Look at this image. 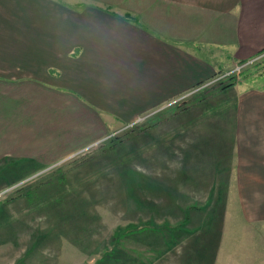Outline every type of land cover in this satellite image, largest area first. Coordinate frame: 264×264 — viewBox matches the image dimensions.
I'll use <instances>...</instances> for the list:
<instances>
[{"label":"crops","instance_id":"crops-1","mask_svg":"<svg viewBox=\"0 0 264 264\" xmlns=\"http://www.w3.org/2000/svg\"><path fill=\"white\" fill-rule=\"evenodd\" d=\"M98 1L0 0V173L20 169V181L103 145L138 114L264 52V0H133L131 16ZM178 109L120 149L60 169L80 179L75 188L104 165L123 179L125 153L146 143L141 158L166 169L148 181L182 164L186 180L202 182L181 187L183 223L214 197L215 210L238 198L250 223H264V89L239 82Z\"/></svg>","mask_w":264,"mask_h":264},{"label":"rangeland","instance_id":"rangeland-1","mask_svg":"<svg viewBox=\"0 0 264 264\" xmlns=\"http://www.w3.org/2000/svg\"><path fill=\"white\" fill-rule=\"evenodd\" d=\"M107 1L111 4L106 7L130 16L128 10L135 7L133 0ZM27 51L30 61L35 58L36 62L39 53L33 47ZM223 67L173 100L138 114L92 152L45 172L22 175L23 180H32L0 201V264H264V223H250L238 198L235 204L231 198L229 207L221 199L217 211L214 197L204 207L207 211L191 214L193 225L183 223L185 213L177 212L185 200L181 187L202 182L186 180L182 164L165 180L148 181L161 178L166 169L163 165L151 168L141 158L148 155L146 143L125 153L123 179L111 164L104 165L105 177L92 174L91 184L75 188L80 179L60 169L120 149L142 128L147 132L177 115L174 108L179 107L181 114L180 106L189 109L205 102L232 76L237 83L243 82V88L264 89V58L239 74H228L232 68ZM112 144L117 147L107 150ZM220 151L218 147L210 151L207 159H216ZM9 169L0 173V188L20 177V169ZM189 254L203 257L190 262Z\"/></svg>","mask_w":264,"mask_h":264},{"label":"built area","instance_id":"built-area-1","mask_svg":"<svg viewBox=\"0 0 264 264\" xmlns=\"http://www.w3.org/2000/svg\"><path fill=\"white\" fill-rule=\"evenodd\" d=\"M262 58H264V52H262L261 54H259L258 56L254 57V58H252L250 60H247V61L240 62V63L236 64L235 67L228 72V74H231V73H234V72L239 74L243 70H245L248 66L253 65L257 61L261 60ZM232 77H235V76H232ZM139 120H141V119H139ZM99 144L100 143H95V144L89 146L88 148L82 150L78 154L73 155V156H71L69 158H66V159L58 162L57 164H54V165L48 167L47 169H45L43 171L45 172L47 170L54 169V168L62 165L63 163L71 160L72 158H75L76 156L86 155V154L92 152L93 150H95L97 147H99ZM30 180H32V179H30ZM30 180L27 181V179L26 180L24 179V180H21V182L20 181L18 183L15 182V183L6 185L3 188H0V201L3 200L9 194L15 192L20 186L24 185L25 183L29 182Z\"/></svg>","mask_w":264,"mask_h":264},{"label":"trees","instance_id":"trees-1","mask_svg":"<svg viewBox=\"0 0 264 264\" xmlns=\"http://www.w3.org/2000/svg\"><path fill=\"white\" fill-rule=\"evenodd\" d=\"M236 83H237V82H236L235 78L233 77L231 80L229 79V81L220 84V86H219L220 88H219L218 90H219V91H221V90H226V89H228V88L234 86ZM188 107H189V106H185V105H184V106H180V108L183 109V110L187 109ZM141 131H144V129L142 128ZM119 143L121 144L122 142L119 141ZM116 145H117V144H115V145L112 144L111 146H109V148H108L107 150H110V149H113V148L117 147Z\"/></svg>","mask_w":264,"mask_h":264}]
</instances>
